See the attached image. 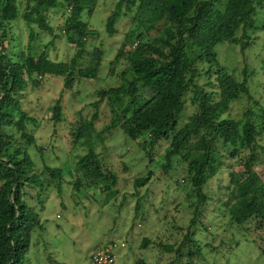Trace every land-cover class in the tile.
Listing matches in <instances>:
<instances>
[{
  "label": "trees",
  "instance_id": "obj_1",
  "mask_svg": "<svg viewBox=\"0 0 264 264\" xmlns=\"http://www.w3.org/2000/svg\"><path fill=\"white\" fill-rule=\"evenodd\" d=\"M21 1L24 10L25 3L30 10L24 13L17 0H0V264H30L33 235L44 229L39 210L45 209L46 190L51 186L46 175L56 181L59 195L63 191V171L47 165L39 170L28 153L27 147L36 145L35 135L27 130L28 124L39 126V122L25 111L23 93L29 85L42 87V81L49 77L63 78L61 98L51 107L52 119L59 123L64 92L72 89L77 80H98L104 55L98 49L92 54L87 50L90 40L99 32L91 28L85 16L92 18L99 0ZM124 8L128 13L135 11L132 19L136 26L127 34L132 41L126 40L111 63L113 73L125 58V67L119 74L122 84L98 90L91 119L82 121L72 131L76 143L86 140L90 145L88 153L76 164L85 186L75 182V187L82 194L91 187L110 193L117 186V174L105 166L94 147V133L104 142L106 137L122 130L138 142L151 161L159 142L168 140L165 172L171 170L173 159L186 164L187 179L198 197L195 216L177 250L179 255L187 242L193 246L196 243L193 229L200 223L197 210L210 199L204 188L226 164L233 163L242 169L229 173L230 190L223 206L231 224L244 226L257 221L264 230V180L258 171L262 163L258 142L264 136V108L260 110L259 123L251 119V112L246 114L244 124L225 118L235 101L249 95L250 88L247 79L240 81L229 73L217 52L224 43L242 44L240 32L258 29L264 0H119L106 24L111 36L118 32ZM67 9L70 15L56 34L49 13ZM20 19L30 30V36L24 50L16 54L15 48H11L16 41L13 25ZM159 27L160 35L149 39L147 34ZM39 33L64 37L76 51L71 61L52 59L49 46L37 48ZM128 44L134 49L126 51ZM85 61L86 65L81 66ZM188 95L195 113L179 128ZM104 103L112 117L102 131H97L95 123ZM198 138L205 141L206 147L203 154L197 153L191 161V145ZM40 152L44 154L43 150ZM148 182L149 178L139 180L137 185L142 187ZM35 199L38 206L33 205ZM151 244L146 238L141 249ZM174 249L172 246L167 251ZM199 250L192 255L200 254ZM136 264L150 263L139 258Z\"/></svg>",
  "mask_w": 264,
  "mask_h": 264
},
{
  "label": "rangeland",
  "instance_id": "obj_2",
  "mask_svg": "<svg viewBox=\"0 0 264 264\" xmlns=\"http://www.w3.org/2000/svg\"><path fill=\"white\" fill-rule=\"evenodd\" d=\"M118 1L99 0L92 18L85 16L91 28L99 32V36L90 40L87 50L90 54L96 49L103 52L102 66L98 80H77L72 89L64 92L62 121H53L51 107L61 98L63 78L49 77L38 88L29 85L21 98L25 111L39 122V126L28 124L27 130L35 135L37 145L27 147L29 155L39 170L47 165L63 171L61 195L56 181L51 180L49 174L46 175L51 186L46 190L45 209L39 210L44 229L37 230L33 235L28 255L30 264H92V254L100 246L115 248V254L119 256L116 264H136L139 258L150 264H264V230L260 229L259 222L232 225L224 210L223 204L230 190L229 173L232 170L235 173L242 171L233 163L226 164L222 172L205 186L204 192L210 199L197 210L200 223L193 229L196 243L193 246L187 242L181 255L177 250L183 244L187 228L195 216L198 197L187 179L186 164L173 159L171 170L165 172V151L170 141L159 142L153 153L154 161H151L138 142L129 139L122 130L106 137L104 142L94 133V147L105 166L117 174V186L110 193L91 187L82 194L75 187V182L80 187L85 186L76 172V164L88 153L90 145L86 140L76 143L72 131L82 121L91 119L98 90L122 84L119 74L125 67V58L117 64L113 73L111 63L126 40L132 41V36L127 38V34L136 26L132 19L135 11L128 13L124 8L117 25L118 32L114 36L107 32L108 17ZM17 3L22 4V1L17 0ZM21 10L25 13L30 8L25 3V10L24 4ZM69 15V9L50 11L48 19L56 34H59ZM258 18L260 24L257 30L240 32L242 44L224 43L217 48L219 60L229 73L240 81L248 80L249 95L235 101L225 114V118L236 119L242 124L249 112L253 114L251 119L259 123L260 110L264 108V9L259 12ZM160 29L151 31L147 34L148 38L159 36ZM13 34L16 41L11 43V48L20 54L30 36L23 19L14 23ZM243 44L248 45L244 47ZM35 46H49V56L58 62H70L76 52L64 37L55 38L48 33H39ZM133 49L134 46L128 44L125 50ZM87 61L81 66L86 65ZM190 98L191 95H188L185 99L186 108L179 128L195 113ZM111 117L110 108L104 103L100 118L95 123L96 130L102 131ZM258 143L262 158L258 171L264 180V136ZM191 147L192 161L197 153H204L206 144L198 138ZM148 178L147 185H137L139 180ZM32 201L33 205L38 206L37 199ZM146 238L152 244L141 249ZM126 246L128 249H122ZM172 246L174 251L168 252L167 249ZM197 249H200V254L192 255ZM119 251L121 255H118Z\"/></svg>",
  "mask_w": 264,
  "mask_h": 264
},
{
  "label": "built area",
  "instance_id": "obj_3",
  "mask_svg": "<svg viewBox=\"0 0 264 264\" xmlns=\"http://www.w3.org/2000/svg\"><path fill=\"white\" fill-rule=\"evenodd\" d=\"M117 256L112 246H102L92 256V264H116Z\"/></svg>",
  "mask_w": 264,
  "mask_h": 264
},
{
  "label": "crops",
  "instance_id": "obj_4",
  "mask_svg": "<svg viewBox=\"0 0 264 264\" xmlns=\"http://www.w3.org/2000/svg\"><path fill=\"white\" fill-rule=\"evenodd\" d=\"M100 247H102V246H100ZM100 247H97V248L94 250V252H95L97 249H99ZM122 249H125V250H126V249H128V246H126V248H122ZM94 252H93V253H94ZM127 253H128V252H126V254H127ZM119 254L121 255L120 251L118 252V255H119ZM126 254H124V255L126 256ZM92 255H93V254H92ZM122 255H123V253H122ZM118 257H119V256H118ZM118 257H117V259H118Z\"/></svg>",
  "mask_w": 264,
  "mask_h": 264
},
{
  "label": "clouds",
  "instance_id": "obj_5",
  "mask_svg": "<svg viewBox=\"0 0 264 264\" xmlns=\"http://www.w3.org/2000/svg\"><path fill=\"white\" fill-rule=\"evenodd\" d=\"M93 256V255H92ZM117 262V261H116Z\"/></svg>",
  "mask_w": 264,
  "mask_h": 264
}]
</instances>
